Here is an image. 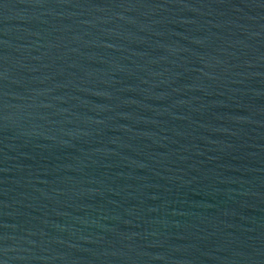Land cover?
<instances>
[{"label": "water", "instance_id": "1", "mask_svg": "<svg viewBox=\"0 0 264 264\" xmlns=\"http://www.w3.org/2000/svg\"><path fill=\"white\" fill-rule=\"evenodd\" d=\"M0 264H264V0H0Z\"/></svg>", "mask_w": 264, "mask_h": 264}]
</instances>
